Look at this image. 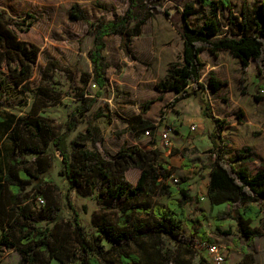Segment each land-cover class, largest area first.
Instances as JSON below:
<instances>
[{
    "label": "trees",
    "instance_id": "1",
    "mask_svg": "<svg viewBox=\"0 0 264 264\" xmlns=\"http://www.w3.org/2000/svg\"><path fill=\"white\" fill-rule=\"evenodd\" d=\"M196 1L208 9L207 15L202 17L200 23L193 24L189 18L195 14L194 3L190 1L185 4L180 25L184 41L182 62L171 63L165 78L157 84L161 91L173 90L177 93L170 106L183 98L197 95L200 90H206V85L200 81L204 68L200 56L203 50L213 54L222 49L230 50L240 59L244 70L254 61L258 67V77L264 79V0L259 5H244L240 13L234 11L231 0ZM128 2L122 16L109 20H90L77 5L70 10L72 20H83L88 25L90 34L94 36V48L89 52L92 73L83 71L78 75L74 68L60 66L51 60L42 73V81H45L55 69L63 70L69 77L73 96L79 101L70 114L65 132H55L48 117L42 113L48 107L61 104L66 93L55 91L45 82L35 88L30 86L40 48L17 35V30H29L36 17L28 13L27 18L16 19L6 10H0V61H7L11 78V81L8 77L0 78V105L10 104L6 94L11 84L32 96L28 115H9V127L15 130L21 127L30 138H13L11 159L0 175V246L19 253L17 264H51L53 259L58 260L59 264H67L64 239L70 235L77 243L80 264H100L99 251L89 241L78 211L73 210L72 221H64L60 216L62 204L56 193L58 187L53 180L44 179V174L53 167L55 151L61 156L59 174L67 181L68 188L82 196L96 195L98 203L106 211L113 212V219L107 214H96L100 221L95 220V216L93 219L98 229L112 242L111 250L118 251L120 264H142L140 256L128 248L140 246L142 241L159 236H165L186 248L212 243L213 239L202 225V217L190 219L187 215L186 206L199 200V196L191 193L186 176L178 177L176 184L169 181L172 170L160 162L157 148L125 144L115 153H102L95 145L103 140V136L90 119L86 129L67 143V132L78 128L80 117L86 116L95 102L93 97L86 96L89 94V82L94 80L100 88L106 85L108 64L104 55V37L119 34L122 49L134 57L131 42L141 34L146 21L156 12L170 14L163 8L165 0ZM14 61L17 64L12 66L11 62ZM207 85L218 91L225 82L211 76ZM106 108L108 112L105 113L101 107L92 117L110 121L111 111L108 105ZM113 114L126 121L136 136L146 131L153 134L156 128L154 123L140 114L130 118L116 112ZM203 114L213 117L207 103H204ZM214 122L219 129L225 128L222 119L214 118ZM216 137L219 135H211L210 151L214 159L207 197L211 205L226 204L228 210L216 216L215 225L220 230L225 219H234L237 231L251 245L257 236L264 235L261 229L252 226L264 212V165L253 171L247 163L258 160L255 151L248 146L230 151ZM51 145L53 151L50 150ZM228 154L231 156L226 158ZM131 167L141 171L136 184L126 179V171ZM39 196L44 199L41 209L36 206ZM157 196L167 197V200L158 201L155 199ZM83 209L87 211L86 205H83ZM39 222H45V226H40ZM185 225L190 229L189 234L183 232ZM60 227H63V231L59 230Z\"/></svg>",
    "mask_w": 264,
    "mask_h": 264
},
{
    "label": "rangeland",
    "instance_id": "2",
    "mask_svg": "<svg viewBox=\"0 0 264 264\" xmlns=\"http://www.w3.org/2000/svg\"><path fill=\"white\" fill-rule=\"evenodd\" d=\"M10 1L12 0H0V3L9 4ZM22 1L27 5L34 6L33 10L36 14H29L34 15L36 20L29 30H17V33L22 40L28 39L30 43H36L39 48H42L41 60L35 65L30 86L35 88L45 82L50 87H53L55 91L66 93L61 104L48 107L42 113L45 117H48L55 132H65L67 123L70 120V114L79 104V101L73 96L69 88L68 75L60 68L55 69L49 79L42 81L41 71L46 67L42 65L43 63L47 65L48 61L51 60L58 62L60 66L74 68L78 75L83 71L92 73L93 69L89 52L94 48V36L90 34L89 27L83 20H72L70 18L72 6L77 5L78 8L84 11L88 19L96 21L101 18L109 20L122 16L127 10L129 2L128 0ZM190 1L194 3L195 7V14L189 18L190 22L193 24L201 22L202 17L207 15L208 9L201 7L196 0H165L163 8L168 10L170 14H165L164 11L156 12L153 17L146 21L144 34L140 38H136L132 48L135 55L139 57L136 62H132L129 55L122 49V37L114 34L108 36L105 41L107 42V47L104 55L108 64L105 75L106 77L110 76V79L108 78L109 84L104 88H100L94 80L89 82L87 86L89 94L86 96L93 97L95 102L86 116L80 117L78 128L67 132V143L79 132L86 129L88 119L96 122V125H100L102 130L98 128L103 139L106 137L110 141L109 130L106 132V129L112 118L118 117L113 114L115 112L111 111L107 97H109L110 93H114L116 97L118 88L123 87L129 91L128 97H132L133 101L138 102L142 112L151 107L148 112L149 115L156 118L159 125H163L158 131L160 143L161 131L165 130L167 126L175 129V125H178V120H182V115H185V117L206 118L203 114V108L204 103H207L210 106V112L213 117L204 119L199 131L205 133L210 141L211 135H219L216 140L220 144L227 145L228 148L226 147L225 149L230 151L248 146L261 155V160L247 163L253 171L260 169L264 165V79L258 77V67L254 61L244 70L242 64L235 63L230 54L221 53L220 57L216 59V56H211L208 50H204L201 54L202 56L200 55L204 62L203 76L200 81L206 87H208L207 83L211 76L224 81L225 85L218 93L210 91L211 96L207 98V91L200 90L197 95L183 98L176 102L174 106H170L177 95L164 94L157 88V84L162 79L161 75H166L169 65L173 62H181L183 41L180 25L183 21L182 12L185 4ZM42 2H46V6H40L39 3ZM231 3L234 11L240 13L244 5H259L261 0H231ZM14 18L22 19L27 17L20 14ZM51 54L61 55L67 62H60L55 59L45 62L46 57ZM216 61L220 64L214 70L212 66L216 64ZM16 64V61L11 62L12 66ZM3 77H8L11 81L8 64L5 59L0 61V78ZM94 83L95 85H93ZM11 85L10 91L6 94L8 96L7 102L10 104L8 106L6 104L0 105V175L6 170L11 159L10 153L13 149V138H18V136L25 139L30 138L26 130L21 127L15 130L7 124L9 115H28L32 102V96L29 92H23L19 86L14 88L13 84ZM257 96L260 98L258 99ZM107 105L111 111L110 121L107 118L94 119L92 117V114L101 107L104 108L105 113L108 112ZM172 115L177 120H172V122L170 118ZM214 118L225 121L223 130L219 129L214 122ZM200 123L196 124L199 126L201 125ZM190 124L189 128L191 130V126L194 123ZM113 127L120 132L122 123H115ZM115 134L117 133H112V136ZM211 148L212 145L205 150L204 160L206 164L214 159L211 158ZM53 149L51 145L50 150L53 151ZM171 154L178 158H185L190 152L185 149L182 151L173 149L169 155ZM230 156L228 154L226 158ZM184 164L182 167H187V163ZM205 165L203 166L205 167ZM61 167V156L55 151L53 167L48 173L44 174V179L53 180L58 187L56 193L62 204L60 216L64 221H72L73 210L78 211L80 222L89 241L99 251L97 254L100 258V264H120L118 251L111 250L112 242L104 236L94 222V219L100 221V218L95 216L96 214H107L113 219V212L106 211L98 203L96 195L82 196L75 190H70L65 178L59 174ZM180 176H185V174L178 175V177ZM203 178L204 176L199 174L197 184L193 188L194 193L199 190V194H202L205 191L206 182ZM155 199L165 202L167 197L157 196ZM83 205H86V212L83 209ZM36 206L41 209L43 204L36 202ZM186 208L190 219L202 217V225L213 239L212 242L222 246L226 259L221 264H239L245 263L247 260L250 261L251 257L248 254L244 256L241 246L248 249L249 255L255 258V264H264V236L257 238L256 242L250 247L246 239L241 238L242 236L237 231L236 221L232 218L225 219L220 230L217 229L215 218L228 210V205H211L208 199L205 198L188 204ZM38 224L45 226V222H39ZM59 230L63 231V227H60ZM226 231H229V233ZM183 232L189 234L190 229L185 225ZM64 243L67 249L65 255L66 263L80 264L77 243L73 236L66 237ZM128 249L140 256L142 264H216L209 257L205 245L197 244L193 248H186L185 246L176 245L165 236H159L153 240L146 239L142 241L140 246L129 247ZM243 257L244 260H241ZM19 258L20 255L15 249L0 246V264H17ZM51 264H59V261L53 259Z\"/></svg>",
    "mask_w": 264,
    "mask_h": 264
},
{
    "label": "crops",
    "instance_id": "3",
    "mask_svg": "<svg viewBox=\"0 0 264 264\" xmlns=\"http://www.w3.org/2000/svg\"><path fill=\"white\" fill-rule=\"evenodd\" d=\"M48 3H49V1H48ZM39 5L40 6H46V2L39 3ZM33 8H34V6H30V4L27 5L22 0H12V1H10L9 4H4V3L1 4L0 3V9L6 10L7 13L12 17H17L20 14H22V16H26L28 13L36 14V12L33 10ZM145 25H146V23L142 26L141 34L139 36H137L138 38H140L144 34ZM17 35H18V33H17ZM111 35H113V34L105 36L104 41H106L108 36H111ZM114 35H119V34H114ZM18 37H19V35H18ZM137 37H134L132 39V42H131L130 47H131L132 53H134L132 48L135 44V40ZM24 40L25 41L27 40L29 42L28 39H24ZM182 41H183V39H182ZM105 43H106V47H107V42H105ZM34 44H36V43H34ZM37 46H38V44H37ZM183 51H184V41H183ZM203 52H204V50L200 53V55ZM41 53H42V48H40V53H39V56H38V59H37L35 65H37L40 62ZM221 53L230 54V56L232 57V60H235L234 61L235 63L242 64L240 59L235 57L231 53L230 50L222 49V50L217 51L216 54H213L210 52L211 56H216L215 57L216 59H218L220 57ZM51 55L46 57L45 62H47L50 59H55V60L60 61V62H67L61 55H52L54 57H52ZM134 55H135V53H134ZM129 57L131 58L132 62H136L137 60H139V57L137 55H135L134 57L133 56H129ZM181 62H182V59H181ZM45 64L46 63H43L42 66H46ZM219 64L220 63L216 61V64H214L212 66V68L215 70L219 66ZM35 65H34V68H35ZM44 69H45V67H44ZM44 69L41 71V77H42V73H43ZM108 71H109V69H108ZM165 76L161 75V78L164 79ZM202 76H203V70H202L201 78H202ZM108 78L110 79L109 75L106 77L107 81H106L105 87L108 86V84H109ZM120 83L123 85L122 82H120ZM222 88H223V86L218 91H214L209 86L206 87V91L208 93V95H206V97L207 98L210 97L211 92L218 93ZM109 91H110V89H109ZM128 92L129 91L124 89L123 87H119L118 91L116 92V97L114 96V93H110L109 97H107V100L109 101V104H110L109 106H110L111 111L119 113L121 116H123L125 118H130V117H133V116L139 115V114L142 115L144 119H147L156 125V128L153 131V134H151V133L146 134V132H145L144 134L136 136L134 133H132L130 131V129L128 128V123L126 121H123L119 118H112V120L108 123L107 129H106V132L109 130L108 133H109L110 141L107 140L108 138H106L104 136L105 138L102 141L96 143V145H95L96 148L99 151H101L102 153H104L105 151L115 153L125 144L137 145L139 147H144V148H151V147L157 148L160 151L159 160L163 165H166L168 169L172 170L171 176H178V175L185 174V176L188 178V180L190 182L191 193L197 194L198 196L200 195L199 200L205 199V198L208 199L207 187H208V183H209V174H210V168H211L212 162H208L206 164L204 158H205V150L212 145V142L205 135V133H202V131H199V127L202 126L204 119H206L208 117H206V118H203V117L194 118V117H185V115H182V120H180V121L178 120V125H175V132L172 134V148L170 150H168L161 145V143L158 139V131H160V129L162 128L163 125H159L158 121H156L157 119L152 117L151 115H149L148 112L151 110V107L148 110H146L145 112H142V109H140L138 102L133 101L132 97H128L129 96ZM162 93L170 94V95H177V93L173 90H165V91H162ZM174 115H172L170 117L171 121L177 120V119H175L176 117H174ZM200 121H201V123H200ZM118 122L122 123V128H121L122 130L120 132H118L117 129H115L113 127L114 124L118 123ZM95 123L96 122H93V125H95L101 129L100 125H98V124L96 125ZM190 123H194V124H192V126L194 125L196 127L194 130H190V128H189V125H191ZM196 123H198V124L200 123L201 125L198 126ZM112 133L113 134L117 133V134L112 136ZM226 147L228 148V146H226ZM173 149L175 151H177V150L182 151L183 149H185L186 151H189L190 154L188 156H186L185 158H178L172 154L169 155ZM258 156H259L258 160H261V155L258 154ZM186 160H187V162H186ZM184 163H187L186 164L187 167H182V165H185ZM203 165H205V167ZM140 174H141V171L139 168L131 167L126 171L125 175H126V179L130 183L136 184L139 177H140ZM199 174L204 176L203 180L206 182V189H205V191H203L202 194H199V190L195 193L193 192V188H194L195 184H197ZM263 219H264V212L261 214L259 219H257L256 221H254L252 223V226L257 227L264 232ZM263 236L264 235L257 236L254 239L253 243L250 245V247H252V245L256 242L257 238L263 237ZM241 238L246 239L245 237H241ZM246 241H247V239H246ZM241 248H242V251L244 253V256H247V254H249L248 249L244 246H241ZM252 258H254V257H252ZM252 258L250 261L247 260L245 262H248V263L250 262V264H255V258L254 259H252ZM241 260H244V257ZM239 264H242V263H239Z\"/></svg>",
    "mask_w": 264,
    "mask_h": 264
},
{
    "label": "built area",
    "instance_id": "4",
    "mask_svg": "<svg viewBox=\"0 0 264 264\" xmlns=\"http://www.w3.org/2000/svg\"><path fill=\"white\" fill-rule=\"evenodd\" d=\"M93 85H95V83ZM195 128L196 127L194 125L191 126V130H194ZM172 132H175V129L171 126H167V128H165V130H162L160 133L161 145L168 150L172 148V138H171ZM146 134H149V131H146ZM169 181L172 184H176L178 183L179 178L178 176H171ZM37 203L43 204L44 199L41 196H39L37 198ZM205 246L209 257L213 259V261L216 264H221L225 261L226 259L225 251L223 250L222 246H220L218 243L215 242L205 244Z\"/></svg>",
    "mask_w": 264,
    "mask_h": 264
}]
</instances>
